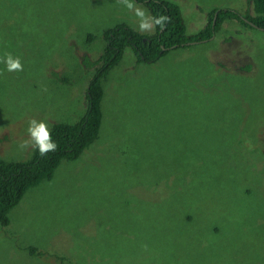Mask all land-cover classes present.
I'll return each mask as SVG.
<instances>
[{"label":"rangeland","instance_id":"1","mask_svg":"<svg viewBox=\"0 0 264 264\" xmlns=\"http://www.w3.org/2000/svg\"><path fill=\"white\" fill-rule=\"evenodd\" d=\"M167 1L178 4L192 37L208 28L214 8L254 15L249 0ZM119 24L156 34L140 32L116 0H0V54L25 63L22 72L0 66L3 159L31 155L18 144L41 108L48 124L83 115L91 75L82 58L100 56L105 31ZM135 55L127 49L104 83L97 140L62 160L0 226V264H264V148L253 149L264 140V31L229 20L214 39L156 63ZM231 163L249 193L227 188L228 206L206 207L207 195L221 194L217 185L239 178Z\"/></svg>","mask_w":264,"mask_h":264},{"label":"trees","instance_id":"2","mask_svg":"<svg viewBox=\"0 0 264 264\" xmlns=\"http://www.w3.org/2000/svg\"><path fill=\"white\" fill-rule=\"evenodd\" d=\"M135 2L147 7L149 13L154 17L167 16L169 22L163 30L157 26L156 34L153 36L141 35L126 24H119L105 31V44L101 55L94 59L84 55L81 62L85 70L91 75L85 89V112L74 123H49L51 124L50 129L53 140L59 146L58 150L46 157H41L38 150L33 149L31 155L25 161H8L0 156V226L2 228L11 224V212L21 203L30 189L44 181H50L62 160H76L97 140L103 117L102 100L105 97L104 83L110 71L122 64L121 62L127 49L132 48L134 50L138 63L152 64L158 62L159 58L167 54L171 49L190 47L192 45L187 44L192 42L210 41L220 32L224 23L229 20H239L249 28L256 29L253 27L255 25L259 30L264 31V0H249L253 6L254 15L245 13V15L240 16L230 10H218L214 8L211 12L212 15L218 10L215 28H212L213 16L211 15L209 18V22L211 23L208 28L193 37L186 35V23L176 2L167 0H135ZM87 41L93 43L94 36L89 34ZM2 57L4 55L0 54V58ZM21 62L24 67V61ZM0 66H5V64L0 63ZM50 73L54 76H60L57 72ZM60 73H62V77L60 76L61 82L67 83L65 79L67 75L70 76V69L68 71L63 70ZM29 95L32 94L30 93ZM42 102H46V98ZM32 116L35 119L43 120L46 116V110L41 108ZM244 145H241L242 149L246 148ZM259 145L263 149L264 140L258 138L257 142L253 145V149L255 150ZM242 149L240 147L234 148V156L241 158L243 155ZM231 165L232 170L239 171V178L236 179V176L232 174L230 175L232 179L227 181V185H217L214 194L221 193V196L207 195L206 207L215 209L219 207V209H223L221 207L224 205L228 206L227 200L224 197V191L227 188H231L237 195H240L242 192L245 193V189L246 194L249 193V188L246 186L247 182L242 177L244 174L241 173V167L234 163H231ZM260 172L264 179V166L260 169ZM192 220L193 217L187 215V222ZM17 248L28 252L31 256L40 257L43 254L36 251L35 248L28 246ZM118 260L120 259L118 258Z\"/></svg>","mask_w":264,"mask_h":264},{"label":"clouds","instance_id":"3","mask_svg":"<svg viewBox=\"0 0 264 264\" xmlns=\"http://www.w3.org/2000/svg\"><path fill=\"white\" fill-rule=\"evenodd\" d=\"M116 3L124 6L132 12L138 21V30L142 33L152 32L157 26L163 30L169 22L167 16L154 17L150 15L142 6L138 5L135 0H116ZM0 63H4L8 72H22L23 64L19 57H14L11 53H6L0 58ZM28 139L18 144L19 149L27 150L34 148L38 150L41 157H46L50 153L58 150V144L53 140L52 131L49 124L44 120L35 118L29 120L27 128Z\"/></svg>","mask_w":264,"mask_h":264},{"label":"water","instance_id":"4","mask_svg":"<svg viewBox=\"0 0 264 264\" xmlns=\"http://www.w3.org/2000/svg\"><path fill=\"white\" fill-rule=\"evenodd\" d=\"M252 25H253V24H252ZM253 27L258 28V27H256L255 25H253ZM212 39H214V37H213ZM196 44H197V42H192V43H188L187 45H196Z\"/></svg>","mask_w":264,"mask_h":264}]
</instances>
